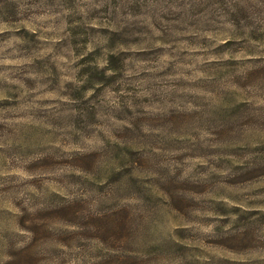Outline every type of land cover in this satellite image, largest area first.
I'll use <instances>...</instances> for the list:
<instances>
[{"label": "clouds", "instance_id": "1", "mask_svg": "<svg viewBox=\"0 0 264 264\" xmlns=\"http://www.w3.org/2000/svg\"><path fill=\"white\" fill-rule=\"evenodd\" d=\"M0 264H264V0H0Z\"/></svg>", "mask_w": 264, "mask_h": 264}]
</instances>
